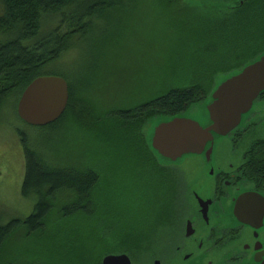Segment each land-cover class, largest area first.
Returning <instances> with one entry per match:
<instances>
[{
  "label": "trees",
  "instance_id": "1",
  "mask_svg": "<svg viewBox=\"0 0 264 264\" xmlns=\"http://www.w3.org/2000/svg\"><path fill=\"white\" fill-rule=\"evenodd\" d=\"M128 1L0 0V122L8 111L13 110L16 115L17 102L34 79L57 76L65 80L64 75L70 77L60 64L76 48V40L88 42L89 37L98 35L101 29L106 30L111 19L108 14L114 10L127 12L130 7ZM165 1L174 2L173 8L179 9L175 4L178 0ZM184 1L190 4V0ZM197 8H200L201 18H196L191 26L186 21L174 24L173 30L180 37L176 36L177 44L171 57L172 73L180 54L185 52L191 59L202 57L209 63L214 75L206 83H196L190 90L169 88L139 108L119 109L110 115L109 112H96L87 116L79 111L81 118L70 120L76 93L65 80L69 86L67 108L57 121L45 128L59 130L70 120V127L78 126L87 135H93L95 151L91 153V139L83 134L75 141L74 148L76 143L87 146L75 149L77 155L71 151L62 152L60 143L51 150L48 144L40 148L22 137L25 176L21 196L35 199V205L24 219L5 223L0 220V264L18 263L15 254L23 255L22 252L28 249L32 250L33 257L23 264H45L40 258L43 249L39 247L45 240L49 246L47 258L52 260L46 264H83L84 258L93 257L89 250L98 247L100 242L94 239V234L102 228L106 231L116 228L118 232L120 224L125 222L117 207L108 208L106 197L100 198L104 203L94 201L92 192L100 176L90 159L94 156L97 159L99 156L114 158V152H119L125 145L132 149L143 145L142 155L137 156L136 171L143 167L142 162L151 167L148 164L151 151L142 134L148 129V122L155 118L178 116L190 106L203 102L216 77L241 70L264 52V0H204ZM199 23L208 30L207 37L198 30ZM110 120L111 133L106 137V125ZM128 169L135 170L132 166ZM102 186L109 188L105 180ZM154 190V187L141 190L138 199L140 213L145 206L149 210L148 203L155 198ZM98 205H105L109 210L101 222L92 216L91 208ZM98 214H102V209ZM22 232L23 238L33 236V243L22 240V244H17L15 238L18 248L11 243L12 237Z\"/></svg>",
  "mask_w": 264,
  "mask_h": 264
},
{
  "label": "rangeland",
  "instance_id": "2",
  "mask_svg": "<svg viewBox=\"0 0 264 264\" xmlns=\"http://www.w3.org/2000/svg\"><path fill=\"white\" fill-rule=\"evenodd\" d=\"M202 1L204 0H190V4L184 0L175 1L179 7L176 10L172 6L174 2L165 0H129L130 7L127 12L114 10L113 13L108 14L111 19L110 26L106 30L101 29L98 35L89 37L88 42L77 39L76 48L71 55L64 57L65 61L60 64V68L70 73V77L72 76V80L67 75L63 77L73 86L76 93L72 113L69 115L70 120L74 117L80 119L79 111L87 116L89 113L93 115L96 112H109L110 115L119 109L139 108L164 94L169 88L190 90L196 83H206L213 78L214 71L204 58L191 59L185 52L180 54L175 72L172 73L174 68L171 57L174 55V46L177 44L176 36H179L173 30L174 24L180 25V22L186 21L191 26L196 18L199 20L201 14L198 11L200 8L197 7H201ZM190 6H194L197 10ZM197 28L205 37L209 35L204 24L199 23ZM215 66L218 69L217 64ZM203 108V104L196 105L185 111L184 115L202 123L203 118L200 116L202 112H205ZM69 121L59 130H51L47 127L26 126L17 119L13 110L2 117L0 122V220L3 223L12 219L26 218L35 205V199H26L21 196L25 176L21 143L23 136L31 144H36L40 148L43 144H48L47 147L53 150L52 147L60 143L59 148L62 152L71 151L77 155L75 149L87 146L76 143L74 148L75 141L77 142L83 134L91 139V153L95 151L93 135H87L78 126L70 127ZM111 125L110 120L106 125V137L110 136ZM142 134L145 137V133ZM142 148L143 145L135 149L125 145L119 152H114V158L99 156L97 159L94 156L90 159V163L97 168L100 176L92 197L96 203H104L105 201L100 198L106 197L109 201L108 208L117 207L122 218L123 215L125 218L130 216L133 218L126 220L125 228L118 231L127 236H132L139 230L142 232L152 230V227L148 226H145L143 230L139 219L135 218L134 213H130L131 209L139 206L136 201H139L141 189H147L157 182L156 178L149 174L150 170L140 172L141 174L128 172L131 166L136 170L137 156L142 154ZM127 160L130 163L126 162ZM104 180L109 188L102 186ZM159 183L163 186L159 188L164 189L159 192L160 201H166L168 199L167 183L163 179H159ZM145 207L141 213L147 217L148 207ZM152 209L149 206V210ZM19 234L13 236L11 242L18 248L17 244H22V240L33 243V236L23 238L24 233ZM39 247L43 249V255L41 254L40 258L44 263L52 261L47 258L49 246L46 240L39 244ZM26 251L22 252L23 255H17L19 252L15 254L18 262L16 264H23L25 260L33 257L32 250ZM39 251L41 252L40 249ZM29 260L32 261V259Z\"/></svg>",
  "mask_w": 264,
  "mask_h": 264
},
{
  "label": "flooded vegetation",
  "instance_id": "3",
  "mask_svg": "<svg viewBox=\"0 0 264 264\" xmlns=\"http://www.w3.org/2000/svg\"><path fill=\"white\" fill-rule=\"evenodd\" d=\"M213 147L211 163L202 162V156L187 155L177 166H161L148 154L151 167L142 162L137 171L150 170L157 180L148 187L155 188V198L148 203L153 209L146 214L151 219L142 215L137 205L130 213L139 219L143 230L145 226L152 230L127 236L116 228H102L94 234L100 241L98 247L89 250L93 257L84 258L83 264H104L108 257L123 258L119 264H264V215L250 225L234 213L244 194L264 199V92L238 128ZM159 179L167 183L166 201H160L159 192L164 189L159 188L163 187ZM105 208H91L94 220L106 218L109 210ZM123 219L133 218L123 215ZM124 228L121 223L118 231Z\"/></svg>",
  "mask_w": 264,
  "mask_h": 264
},
{
  "label": "water",
  "instance_id": "4",
  "mask_svg": "<svg viewBox=\"0 0 264 264\" xmlns=\"http://www.w3.org/2000/svg\"><path fill=\"white\" fill-rule=\"evenodd\" d=\"M263 92L264 52L241 70L215 78L206 100L197 104L204 106L205 112L200 116L202 123L186 115L152 119L148 129L144 130L146 143L161 166H177L187 155L202 156V162L211 163L213 158L210 157L215 151L213 145L238 128L242 117L250 112ZM68 99V84L63 78L38 77L20 96L16 114L27 126L45 127L64 114ZM234 209L240 221L253 225L264 215V199L254 193L244 194ZM121 259L108 257L104 264H119Z\"/></svg>",
  "mask_w": 264,
  "mask_h": 264
}]
</instances>
